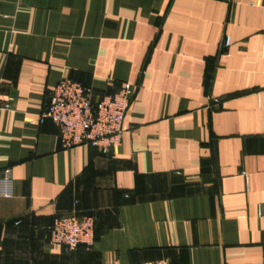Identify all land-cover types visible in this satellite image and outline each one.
<instances>
[{"label": "crops", "instance_id": "1", "mask_svg": "<svg viewBox=\"0 0 264 264\" xmlns=\"http://www.w3.org/2000/svg\"><path fill=\"white\" fill-rule=\"evenodd\" d=\"M64 77L131 83L109 154L30 121ZM4 101L0 264H264V0H0ZM73 213L95 238L68 252Z\"/></svg>", "mask_w": 264, "mask_h": 264}, {"label": "built area", "instance_id": "2", "mask_svg": "<svg viewBox=\"0 0 264 264\" xmlns=\"http://www.w3.org/2000/svg\"><path fill=\"white\" fill-rule=\"evenodd\" d=\"M231 43L225 36L222 49ZM133 87L131 83H111V91L99 95L91 86H86L70 77L62 78L48 95L47 105L32 123L50 119L57 125L63 147L73 148L88 145L109 154L122 142L128 127L125 118L131 107ZM7 106L4 101L0 107ZM10 169H5L1 179L0 193L12 195ZM96 222L91 215H57L51 226V241L60 244L70 252L81 244L92 245L95 238ZM135 264H170L166 259L144 260Z\"/></svg>", "mask_w": 264, "mask_h": 264}]
</instances>
